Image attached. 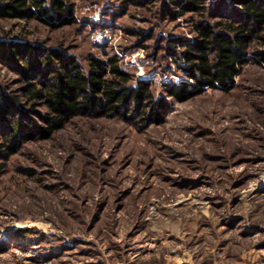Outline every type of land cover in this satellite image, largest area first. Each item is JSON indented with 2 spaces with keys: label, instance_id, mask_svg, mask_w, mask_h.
<instances>
[{
  "label": "rangeland",
  "instance_id": "1",
  "mask_svg": "<svg viewBox=\"0 0 264 264\" xmlns=\"http://www.w3.org/2000/svg\"><path fill=\"white\" fill-rule=\"evenodd\" d=\"M224 1L227 14L242 6ZM69 2L74 23L0 19V40L85 68L116 57L169 109L151 122L79 115L8 157L0 133V264H264V40L232 88L178 101L164 86L184 80L180 42L215 16L173 19L164 0ZM0 86L22 95L14 65L0 62Z\"/></svg>",
  "mask_w": 264,
  "mask_h": 264
},
{
  "label": "trees",
  "instance_id": "2",
  "mask_svg": "<svg viewBox=\"0 0 264 264\" xmlns=\"http://www.w3.org/2000/svg\"><path fill=\"white\" fill-rule=\"evenodd\" d=\"M241 1L240 9L227 14L224 0L212 9L207 0H164L173 19L187 13L201 17L208 13L217 18L196 20L194 39L180 42L182 49L176 62L184 80L165 84L167 96L181 101L195 97L206 87L227 90L235 85L248 63L253 41L264 40V0ZM73 12L69 0H0V19L40 20L63 26L76 21ZM0 62L14 65L23 82L22 95L0 86V126H5L0 133L8 150L5 157L34 132L42 138L50 137L79 115L151 122L169 109L166 98L153 94L151 80L132 85V75L116 57H91L85 68L76 57L56 48L1 39ZM39 106L44 111H39Z\"/></svg>",
  "mask_w": 264,
  "mask_h": 264
},
{
  "label": "bare ground",
  "instance_id": "3",
  "mask_svg": "<svg viewBox=\"0 0 264 264\" xmlns=\"http://www.w3.org/2000/svg\"><path fill=\"white\" fill-rule=\"evenodd\" d=\"M21 226V225H20Z\"/></svg>",
  "mask_w": 264,
  "mask_h": 264
}]
</instances>
